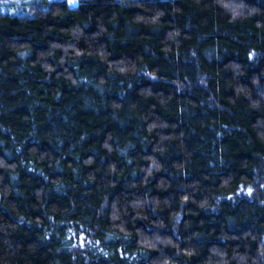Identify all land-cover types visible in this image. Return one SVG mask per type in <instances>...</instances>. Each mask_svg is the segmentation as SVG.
<instances>
[{
    "label": "trees",
    "instance_id": "trees-1",
    "mask_svg": "<svg viewBox=\"0 0 264 264\" xmlns=\"http://www.w3.org/2000/svg\"><path fill=\"white\" fill-rule=\"evenodd\" d=\"M0 264H264V0L0 9Z\"/></svg>",
    "mask_w": 264,
    "mask_h": 264
},
{
    "label": "rangeland",
    "instance_id": "rangeland-1",
    "mask_svg": "<svg viewBox=\"0 0 264 264\" xmlns=\"http://www.w3.org/2000/svg\"><path fill=\"white\" fill-rule=\"evenodd\" d=\"M57 0H0V9L3 12L16 14V15H25L29 13L30 6L35 3L43 2L49 3ZM66 1L71 7H76L80 0H72V3H69V0Z\"/></svg>",
    "mask_w": 264,
    "mask_h": 264
},
{
    "label": "snow or ice",
    "instance_id": "snow-or-ice-1",
    "mask_svg": "<svg viewBox=\"0 0 264 264\" xmlns=\"http://www.w3.org/2000/svg\"><path fill=\"white\" fill-rule=\"evenodd\" d=\"M69 3H72V0H69ZM249 194H251V189H249Z\"/></svg>",
    "mask_w": 264,
    "mask_h": 264
}]
</instances>
